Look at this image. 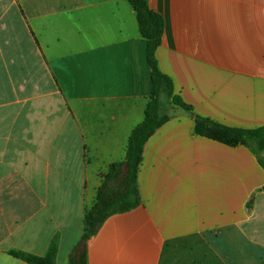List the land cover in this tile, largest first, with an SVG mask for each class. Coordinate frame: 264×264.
<instances>
[{"label":"crops","instance_id":"1","mask_svg":"<svg viewBox=\"0 0 264 264\" xmlns=\"http://www.w3.org/2000/svg\"><path fill=\"white\" fill-rule=\"evenodd\" d=\"M148 3L165 20L159 68L193 110L171 109L147 141L142 205L104 222L88 264H264V151L201 135L195 118L264 127V0ZM151 74L128 0H0V264L55 242L70 264Z\"/></svg>","mask_w":264,"mask_h":264},{"label":"trees","instance_id":"2","mask_svg":"<svg viewBox=\"0 0 264 264\" xmlns=\"http://www.w3.org/2000/svg\"><path fill=\"white\" fill-rule=\"evenodd\" d=\"M134 8L140 32L147 43L148 62L152 70L153 90L147 106L144 121L132 132L126 160L114 163L99 187L93 207L87 210L84 219L83 241L94 237L104 222L112 215L126 213L142 205L139 190V171L143 161L144 148L151 136L173 115L172 110L192 113V107L175 94L172 79L164 74L158 65L156 52L162 43L165 20L149 7V0H128ZM196 118V131L204 136L230 144H243L259 156L264 151V127L257 129L231 128L212 122L201 116ZM261 163L264 162L261 159ZM81 242V243H82ZM77 245L70 255V264H88L87 248ZM58 253L57 243H53L44 257L13 251L12 254L30 264H55Z\"/></svg>","mask_w":264,"mask_h":264},{"label":"water","instance_id":"3","mask_svg":"<svg viewBox=\"0 0 264 264\" xmlns=\"http://www.w3.org/2000/svg\"><path fill=\"white\" fill-rule=\"evenodd\" d=\"M86 246V241H84L83 243H82V246L81 247H85Z\"/></svg>","mask_w":264,"mask_h":264}]
</instances>
